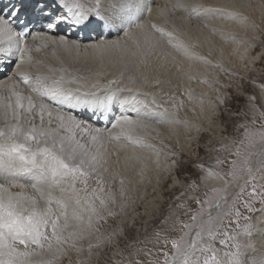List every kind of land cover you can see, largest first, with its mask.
<instances>
[{"label": "snow or ice", "instance_id": "snow-or-ice-1", "mask_svg": "<svg viewBox=\"0 0 264 264\" xmlns=\"http://www.w3.org/2000/svg\"><path fill=\"white\" fill-rule=\"evenodd\" d=\"M152 10V0H0V264H264V80L252 76H264V35L231 37L245 46L240 75L222 50L208 58L211 36L208 56L182 40L175 13L246 17L178 0L158 8L157 24ZM49 43L123 67L104 83L63 68L33 76L25 69ZM153 64L149 77L141 69ZM194 82L213 95H195ZM181 96L199 106L198 122L180 118ZM158 125L182 127L185 143L160 140L164 151L131 135ZM121 141L155 156L154 175L140 172L151 199L127 194L106 146Z\"/></svg>", "mask_w": 264, "mask_h": 264}, {"label": "bare ground", "instance_id": "bare-ground-1", "mask_svg": "<svg viewBox=\"0 0 264 264\" xmlns=\"http://www.w3.org/2000/svg\"><path fill=\"white\" fill-rule=\"evenodd\" d=\"M237 1V0H236ZM178 0H158L152 6V13L146 19L151 20L152 22L157 21L159 24L163 22L162 17H160L158 13V8H162L167 5L169 8L172 4L177 3ZM182 3H188V5H193L194 3L203 5L205 8H220L227 7L230 11L238 14L241 17H246L247 20H253L252 24L257 26L256 31H251L252 28H247L246 24L233 23L234 26L230 28V32L227 30V26H223L227 24V22H221L213 16L201 17L199 19H193L188 16V13L185 11H177L175 13V24L184 33L186 30L184 27L187 26L189 33H193L194 29L196 33H199L200 38H204L201 41L193 40L194 43L198 45L199 51L196 50L197 54L208 56V48L209 45L205 43V37L211 36L212 45H214V55L208 56L209 59L213 60L215 63L222 50L223 59L225 62V67L231 66L235 71H237L240 75H245V60L241 59L244 56V45L239 43H232L231 37L234 36L238 41L241 39H251L254 35H260V32H264V0H239L237 4H231L230 0H179ZM191 3V4H190ZM250 18V19H248ZM209 24V28H203V24ZM221 24V25H219ZM230 24V26L232 25ZM215 27L218 30H227L224 31L228 35V40L225 41L221 39L219 35L212 36L211 28ZM185 30V31H184ZM262 32V33H263ZM188 33V34H189ZM192 35V34H191ZM183 36H185L183 34ZM187 39V38H185ZM199 40V39H198ZM31 40H29L30 42ZM39 43H42L41 39H38ZM192 41V39H191ZM83 44V43H82ZM196 49V47H195ZM199 52V53H198ZM255 53H249V55H254ZM33 56L36 61H43L41 64H34L32 66H28L30 68L36 67H46L48 70L43 71L37 70L41 75H55L59 76L60 69H65L68 73H71L76 76H84L89 81L95 82L99 80L104 83L107 80L112 79L114 74H118V72L122 69V65L117 62V57H110L107 54L101 53H93L91 51L85 52L83 47L77 52L76 50L65 51L63 48L58 47L57 45H53L49 43L47 47L41 48L40 52L33 53ZM187 61H185V67H187ZM107 66V68H105ZM259 67V65H257ZM49 69L56 70L55 72H49ZM32 72L36 73L34 69H30ZM143 71H147L149 77L156 75V66L153 64L150 70L141 69ZM175 69H173V72ZM256 78L258 80L262 75L255 73ZM246 79H249V76H246ZM192 88L195 90L194 94L199 95L201 92H205L208 96H212V90L207 85L195 84L192 83ZM258 91V90H257ZM179 95V93H178ZM180 99H185L184 97H180ZM207 107V106H206ZM201 116L200 108L198 105H193L187 102L185 99V106L180 110V118L188 119L192 123H196L199 121ZM158 131H152L151 129L147 130H139L133 129L131 130V135L134 137H140L145 140L147 143H151L156 148H162L160 140L164 141L165 145H169L172 149H178L180 144L185 143L186 132L182 127L171 128L169 126H157ZM111 131V130H110ZM118 131V130H117ZM159 137V139H152L151 137ZM177 136L179 137L180 143H177ZM123 142V141H122ZM125 143V142H124ZM113 142H106V146H111ZM164 148V147H163ZM162 148V149H163ZM110 149V148H109ZM163 150H168L164 148ZM123 159L120 161L118 168L116 171L124 172L127 175V178L130 180L132 187L137 186V191H145L147 193H151L152 186L147 185L146 183H141V169L145 166L144 164L151 163L150 168H146L145 176H149L150 174L154 175L152 171L154 164L152 161L155 160V156L151 154L150 150H145L138 146H132L129 149L124 150ZM141 157V160H136L134 157ZM128 157V159H125ZM195 159V158H193ZM112 160V159H111ZM117 160V159H115ZM144 163V164H142ZM153 164V165H152ZM144 165V166H143ZM120 168V169H119ZM152 171V173H150ZM149 172V173H148ZM3 183V181H0ZM128 183V182H127ZM93 186V185H92ZM135 189V188H134ZM133 189V190H134ZM29 191H31L29 189ZM118 192V191H117ZM135 193V192H134ZM138 196V195H137ZM140 197V196H139ZM151 197V195L149 196Z\"/></svg>", "mask_w": 264, "mask_h": 264}, {"label": "rangeland", "instance_id": "rangeland-1", "mask_svg": "<svg viewBox=\"0 0 264 264\" xmlns=\"http://www.w3.org/2000/svg\"><path fill=\"white\" fill-rule=\"evenodd\" d=\"M237 1H239V0H237ZM237 1L236 0H230V3L231 4H237ZM182 3V2H181ZM184 4H186V3H184ZM191 4V3H190ZM194 4H197V3H194ZM186 5H188V3L186 4ZM189 6V10H190V7H191V5H188ZM248 19H250V18H248ZM158 23V22H157ZM253 23V20H247V28H251V26L253 25L252 24ZM159 24V23H158ZM230 24H232V22L231 21H228L227 22V24H225V25H223V26H227V30L230 32V28H232L233 26H234V24H232L231 26H230ZM219 25H221V24H219ZM255 25V24H254ZM184 29L186 30H184L185 32L183 33L185 36H183V34H181V39L182 40H184L186 43H188V44H191V43H194V41L193 40H196L197 42L198 41H201V40H203L204 38H200V35H199V33H196V31H195V29H194V31H193V33L191 32V33H189V32H187L188 31V28H187V26L186 27H184ZM226 29L224 30V31H227ZM251 31H253V30H251ZM263 31H261L260 32V35H264V32L262 33ZM189 33V34H188ZM192 34V35H191ZM185 38H187V39H185ZM191 39H192V41H191ZM199 39V40H198ZM191 42V43H190ZM193 45H196V44H193ZM199 49V47L197 46L196 47V49L194 48L193 50L195 51V52H197L196 50H198ZM259 49H257V51H258ZM199 51V50H198ZM200 52V51H199ZM198 52V53H199ZM260 66V65H259ZM105 68H107V66L105 67ZM143 71V70H142ZM255 75V73H252V76H254ZM256 77V76H255ZM251 78V76H249V79ZM263 78V79H262ZM221 79L222 80H226V77L225 76H223V75H221ZM260 79H262V80H264V76H261L260 77ZM195 84H198V83H193V85H195ZM207 105H205V107H206ZM154 141H156L155 139H154ZM125 141H121V142H113V144H111V146H108V150H109V152L112 154L111 155V159H112V161H115V159H119L120 161L123 159V157H121L120 155H123L124 156V150L125 149H129V148H131L133 145H131V144H128L127 142H125ZM159 142V141H158ZM161 147L163 148V145H161ZM110 148V149H109ZM164 149V148H163ZM164 151H168V150H164ZM201 155H203V153H201ZM122 158V159H121ZM193 158H195V157H193ZM161 159L163 160V157H161ZM153 162V161H152ZM142 164H144V163H142ZM151 165V163H148V164H144V165H147V168H150L149 166ZM143 165V166H144ZM153 165V164H152ZM152 167H154V165L152 166ZM116 168H118V166L116 167ZM120 169V168H119ZM153 171V170H152ZM152 171L150 172V173H152ZM154 172V171H153ZM149 173V172H148ZM124 179H125V186H126V188L128 189V195H131V196H134V197H139V196H144V195H146L147 196V198L148 199H151V197H149L150 195H152V191H151V193H147V192H145V191H137V186H134V187H132V185H131V182H130V180L127 178V175H126V173H124V172H120L119 173ZM148 176V175H147ZM149 176H153L152 174H150ZM128 182V183H127ZM93 186H95L94 185V182H90ZM112 189H113V191H114V193L118 196L119 195V192H117L118 190H119V182L117 181L115 184H113L112 186ZM135 188V189H134ZM134 189V190H133ZM135 192V193H134ZM138 195V196H137ZM164 195L167 197L168 196V193L165 191V193H164ZM183 218V217H182ZM110 223H111V221H110ZM151 231V228H149V232ZM169 235H177V234H175V233H169ZM73 259H75V257H73ZM65 264H67V262L65 261ZM101 264H111V262H110V260H107L106 259V257H104V256H102L101 257Z\"/></svg>", "mask_w": 264, "mask_h": 264}]
</instances>
